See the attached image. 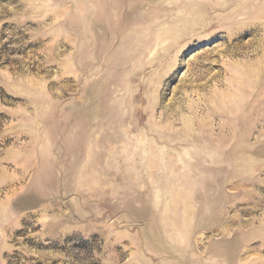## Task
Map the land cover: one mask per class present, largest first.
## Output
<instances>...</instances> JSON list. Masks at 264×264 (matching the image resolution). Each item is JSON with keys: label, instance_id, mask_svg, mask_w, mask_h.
Instances as JSON below:
<instances>
[{"label": "rangeland", "instance_id": "rangeland-1", "mask_svg": "<svg viewBox=\"0 0 264 264\" xmlns=\"http://www.w3.org/2000/svg\"><path fill=\"white\" fill-rule=\"evenodd\" d=\"M0 264H264V0H0Z\"/></svg>", "mask_w": 264, "mask_h": 264}]
</instances>
